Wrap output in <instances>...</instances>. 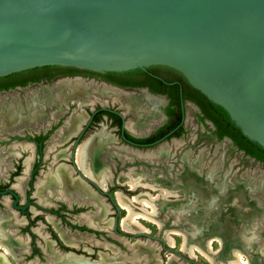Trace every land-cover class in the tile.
I'll use <instances>...</instances> for the list:
<instances>
[{"label":"flooded vegetation","instance_id":"1","mask_svg":"<svg viewBox=\"0 0 264 264\" xmlns=\"http://www.w3.org/2000/svg\"><path fill=\"white\" fill-rule=\"evenodd\" d=\"M153 66H156L159 74L147 71L152 78L167 85H179L180 107L170 105L172 88L160 92L157 90L160 85L148 83V77L136 73L118 74L111 79L105 76V72L42 66L9 79H0V86L17 80L34 79L0 89L3 93L33 85H38V89L44 88L41 94L31 99L32 109L27 119L22 118L25 115L9 112L10 107L7 106L2 107L3 113L0 111V253H5L11 264H59V259L67 254L77 258L75 264H169L172 254V264L207 263L205 257V262H196L200 254L191 258L182 251L180 236L173 234L176 239L173 247L168 246L163 238L167 230L185 232L190 236L196 230L190 216L180 212L177 207L166 212L160 227L140 219L149 229L148 233L128 231L121 227L124 217H120V213L122 211L126 216L127 212L117 203L115 183L128 191L124 193L118 190L128 197L145 193L132 194L137 188L145 187L138 186L131 190L118 183L117 178L121 173L115 175L116 167L108 159L112 156L111 148L116 147L115 140L122 143L120 147L154 148L167 140L185 139L188 134L186 108L190 103L198 109L195 114L198 126L208 128L202 130L199 127L198 141L228 139L248 158L263 165L264 162L239 149L231 138H218L214 132L215 126L209 119L203 118L200 108L191 100L183 99L182 83L175 78L182 76L179 72L175 73L177 71L166 66ZM161 75L176 80L166 81ZM66 78L82 79L88 86L86 93L83 96L68 95L64 89H58L57 82ZM96 87H107L110 93L119 96L116 100L103 99L104 103H101L94 100L91 94L93 90L99 91ZM64 93L65 96L56 100V95ZM95 135L108 138L100 144L102 150L97 156V162L108 178L103 187L84 173L76 161L79 146L92 140ZM60 166L66 168V179L81 184L82 191L67 187L63 190L55 178H51L56 177ZM182 171L175 173L172 182L158 180L168 185H179L177 176ZM147 193L151 194L149 191ZM183 199L181 194L179 198L175 195L165 198L168 204L174 206ZM188 200L195 201L191 195ZM262 211V215L248 220L251 228L256 227L259 236L261 233L259 242L253 244L251 250L246 249L245 244L238 246L258 264H264V256L256 251L264 247V209ZM138 241L144 245L149 242L151 246H140ZM5 247L7 252L2 250ZM249 251L254 255H250ZM151 254H155L156 258L153 259Z\"/></svg>","mask_w":264,"mask_h":264},{"label":"water","instance_id":"2","mask_svg":"<svg viewBox=\"0 0 264 264\" xmlns=\"http://www.w3.org/2000/svg\"><path fill=\"white\" fill-rule=\"evenodd\" d=\"M161 65L264 149V0H0V77Z\"/></svg>","mask_w":264,"mask_h":264},{"label":"bare ground","instance_id":"3","mask_svg":"<svg viewBox=\"0 0 264 264\" xmlns=\"http://www.w3.org/2000/svg\"><path fill=\"white\" fill-rule=\"evenodd\" d=\"M58 86L64 89L68 95L77 94L83 96L88 89V86H86L80 78H66L65 80H61L58 83ZM95 89L101 91V93L109 92L105 87H96ZM63 96H65V93L58 94L56 100H59ZM106 137L107 136L105 135L93 136L92 140L79 146L76 157L77 164L83 172L96 180L101 187L105 186L108 178L102 166L98 164L97 156L102 150V148L99 147L100 144L108 139ZM195 167L190 164H187L184 167L183 171L177 176L180 183L179 185H168L158 179L147 182L146 176L133 175V173L131 175H120L118 177V182L130 187L131 190H135L138 186H143L152 190L160 191L156 197H153L149 193H141L133 197H128L122 192L116 191L115 197L117 203L127 212L126 216L121 220V227L128 231L148 233L149 229L139 221L140 219H144L160 227L162 226L161 219L165 217L166 212L172 207H177L180 212L187 213L195 223L196 230L202 229V232L199 236L193 239L192 235L190 236L185 232L167 230L164 232L163 238L168 246L173 247L176 243L172 234L179 235L182 237L180 249L189 254L191 258H195L197 253H199L203 257H212L213 262L216 261L228 264V261L231 258V250L233 248H239L238 246L241 244H245V238L249 236L251 225H249L248 220L250 219V215L253 214V210H251L252 206L249 207L248 204L242 202V198L245 197V191L241 189V186L237 185L236 188H229L224 185L218 186L216 178H214L212 172H210L211 170H199ZM65 171L66 168L60 166L56 172V177L54 176L51 178H55L54 180L57 181L60 188L63 190L67 187L68 189L77 188L82 191L83 187L81 184L74 181L70 182L69 179H66V176L64 175ZM40 189L39 186L38 190ZM164 189L169 190L170 193L184 195L185 198L182 201H179L177 206H174L172 203L168 204V201L165 200L167 195L164 193ZM190 195L194 197L195 201L191 202L188 200ZM233 200L236 201L235 205L232 203ZM99 201L103 203L101 199ZM217 240L220 241V248L223 251L222 253L220 250L216 252L212 247L213 242ZM141 243V241H138V245L140 246H151V243L148 242L146 245ZM193 245H196V247H193ZM152 248H150L151 251ZM218 252H220V254ZM154 255L155 254H151L153 259L156 258ZM173 257L172 254L170 256L169 264H172ZM59 260V264H75L77 262V258L71 254L65 255ZM102 261L104 262V260ZM250 261L251 264H258L253 258H251ZM1 262L11 264L7 260L5 253H0V263Z\"/></svg>","mask_w":264,"mask_h":264},{"label":"rangeland","instance_id":"4","mask_svg":"<svg viewBox=\"0 0 264 264\" xmlns=\"http://www.w3.org/2000/svg\"><path fill=\"white\" fill-rule=\"evenodd\" d=\"M58 83L59 82H57L56 87L59 89ZM36 87H38V85L28 86L22 90L15 89L5 93L0 92L1 113H3L2 107L7 106L10 107L9 112L13 111L19 113V115H25L22 118L27 119L32 109L30 106L31 99L37 97L44 90V88L38 89ZM105 88L109 90L107 94L97 93L95 90L91 91V94L94 96L93 99L99 100L101 103H104L103 99L116 100L115 98L119 95L110 93L111 90L107 87ZM60 90L63 89L60 88ZM197 112L198 109L194 105L190 103L187 104L185 126L188 130V134L185 136V139L167 140L160 146L154 148L120 147V145L123 146L122 143L115 140L114 144L116 147L111 148L112 156L108 158L111 159V163L116 167L117 173L115 175L117 176L119 172L121 173L119 176L124 174L131 175L133 173V175L146 176L147 182L155 179H164L165 181L169 180L172 182L175 179V173L182 171L184 169L183 165L186 166L187 163H190V165L196 166V169L211 170L210 172H212V176L216 178L218 186L224 185L229 188H236L237 185L241 186V189L245 191V197L242 198V202L248 204L249 207L252 206L251 210H253V214L250 215V218H255V215L258 216L259 214L262 215V209H264V165L245 156L235 148L228 139H223L221 141H198L197 134L200 126H198V123L195 121V114H197ZM200 129L207 130L208 128L200 127ZM115 187L117 188L116 191L128 192L117 183H115ZM125 188H127L126 185ZM143 191H145V193L149 191L153 195L160 192L158 190L150 191L146 189V187H139L136 191L132 192V194ZM168 199H170V197H168ZM124 214H122L121 211L120 217H125ZM150 228L153 229L152 226H150ZM250 234L249 232V235ZM259 234L260 237H262L261 233ZM212 247L216 252L218 247L220 252H223L220 245L218 246L217 241L213 242ZM220 252L218 253L220 254ZM198 254L199 253H197V255ZM249 254L254 255L251 251H249ZM199 257L200 258L196 260L197 263L205 262L202 255H199ZM215 263L216 261L214 264Z\"/></svg>","mask_w":264,"mask_h":264},{"label":"trees","instance_id":"5","mask_svg":"<svg viewBox=\"0 0 264 264\" xmlns=\"http://www.w3.org/2000/svg\"><path fill=\"white\" fill-rule=\"evenodd\" d=\"M48 67V66H45ZM60 67V66H58ZM156 66H149L145 70L141 69H134L129 70V72H105V76L109 77L111 79L114 78V75L118 74H125V73H136L140 75H145L148 77L147 82L152 83L155 82L160 87H157V90L160 92H166L168 88H172V92L169 94L171 98L170 105L180 107V101H179V85H167L161 82L159 79L152 78V76L148 75L147 71H150L154 74H159L155 68ZM74 70L73 68H67ZM29 70L20 71L17 73H12L7 76L0 77V79H9L12 77H15L16 75L23 74ZM174 71V70H172ZM178 73V72H175ZM162 78L166 81H174L179 80L182 83L183 89H182V96L183 99L191 100L194 102L199 108L200 111L203 114V118L209 119L213 125L215 126V134L218 136V138H221L223 136H227L233 140V142L239 147V149L243 150L246 154L255 157L259 161L264 162V149L261 148L257 143L251 141L246 136H244L241 132V130L233 123V121L229 118L227 112L219 105L211 102L206 96H204L200 91L193 88L182 76L173 78H168L164 75H161ZM34 79H25V80H17L14 82H9L8 84L0 86V89H6L9 87H12L16 85L17 83L25 84L28 81H31Z\"/></svg>","mask_w":264,"mask_h":264},{"label":"clouds","instance_id":"6","mask_svg":"<svg viewBox=\"0 0 264 264\" xmlns=\"http://www.w3.org/2000/svg\"><path fill=\"white\" fill-rule=\"evenodd\" d=\"M166 195H175L176 198H179V193H170L169 190L164 189L163 190ZM234 205L236 204V201L233 200L232 202ZM250 235L245 238V248L248 250L252 249V245L255 243H258L260 240V236L257 234L256 227L253 226L250 230ZM202 232V229H198L192 233L193 239H195L197 236H199ZM6 239V237H5ZM218 246L220 245V241L217 240ZM193 247H196V245H193ZM3 251L7 252L6 248L2 249ZM217 251H219V247L217 248ZM256 251L261 255L264 256V247L257 248ZM205 259L207 260V264H214L212 257L205 256ZM6 264V262H5ZM228 264H251L250 258L246 255V251L240 249V248H233L231 250V258L228 261Z\"/></svg>","mask_w":264,"mask_h":264}]
</instances>
